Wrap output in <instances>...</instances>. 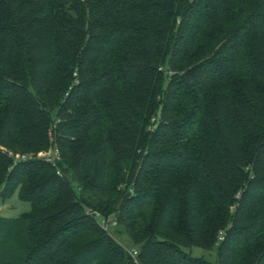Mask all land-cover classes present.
<instances>
[{
    "label": "trees",
    "instance_id": "trees-1",
    "mask_svg": "<svg viewBox=\"0 0 264 264\" xmlns=\"http://www.w3.org/2000/svg\"><path fill=\"white\" fill-rule=\"evenodd\" d=\"M15 192L0 264H264V0H0Z\"/></svg>",
    "mask_w": 264,
    "mask_h": 264
},
{
    "label": "rangeland",
    "instance_id": "rangeland-1",
    "mask_svg": "<svg viewBox=\"0 0 264 264\" xmlns=\"http://www.w3.org/2000/svg\"><path fill=\"white\" fill-rule=\"evenodd\" d=\"M50 150H53L51 148ZM39 154V153H38ZM37 154V157L40 158ZM21 155L20 159H27L29 156ZM31 211V205L27 201H23L19 198L18 192H15L10 198L2 201L0 198V216L8 219H15L21 217L24 213ZM110 218V217H109ZM108 232H112L108 229ZM119 240H123L122 238ZM187 251L191 252L194 256L204 257L208 260H214L216 257L215 252L204 250L200 247L187 248Z\"/></svg>",
    "mask_w": 264,
    "mask_h": 264
},
{
    "label": "built area",
    "instance_id": "built-area-1",
    "mask_svg": "<svg viewBox=\"0 0 264 264\" xmlns=\"http://www.w3.org/2000/svg\"><path fill=\"white\" fill-rule=\"evenodd\" d=\"M38 156L48 162H51L53 164H56V162L60 159L59 149H53L48 151H41L39 152ZM25 157V156H23ZM97 216H100V213L94 212ZM116 224L115 221H112L110 218H103L102 219V225L105 230L109 229L111 225ZM131 255L136 258L139 254L138 249L133 248L130 250Z\"/></svg>",
    "mask_w": 264,
    "mask_h": 264
}]
</instances>
